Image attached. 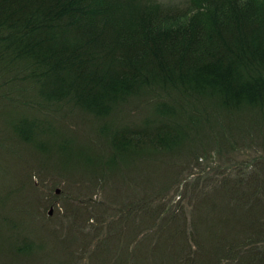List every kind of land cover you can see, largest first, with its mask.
Returning <instances> with one entry per match:
<instances>
[{
  "label": "trees",
  "instance_id": "obj_1",
  "mask_svg": "<svg viewBox=\"0 0 264 264\" xmlns=\"http://www.w3.org/2000/svg\"><path fill=\"white\" fill-rule=\"evenodd\" d=\"M133 96L158 100L152 118L105 124V156L64 141L63 157L123 176L132 161L196 163L173 191L143 176L146 192L119 210L91 264H264V142L232 140L264 125V0H0L1 111L70 105L101 120ZM29 115L14 133L45 149L58 130ZM215 128L225 142H209ZM252 143L256 155L213 164Z\"/></svg>",
  "mask_w": 264,
  "mask_h": 264
},
{
  "label": "rangeland",
  "instance_id": "obj_2",
  "mask_svg": "<svg viewBox=\"0 0 264 264\" xmlns=\"http://www.w3.org/2000/svg\"><path fill=\"white\" fill-rule=\"evenodd\" d=\"M158 1L180 3L186 0ZM168 97L164 95L161 100ZM154 101L158 100L130 97L111 116L101 120L70 105L50 116L47 115L49 112L38 108L37 103L34 108L0 110V264H91L112 221L121 220L119 210L133 196H142L146 192L141 186L143 176H151L152 189L164 188L168 192L174 190L177 180L191 173L193 163H196L193 158L177 159L172 168L156 166L148 170H143L140 161H132L126 166L130 168L128 173L123 176L114 172L101 174L100 167L83 166L71 153L70 160L63 157L61 143L64 141L74 146L77 154L79 150H85L94 153L91 155H107L108 132L103 133V126L109 125V131H112L118 127L142 125L155 114ZM21 113L32 115L29 118L37 117L41 122L51 119L58 133L44 135L45 149L22 141L14 133L12 123ZM239 127L241 133L232 139L234 142H264V125L245 132L242 126ZM225 129L222 127V134H226ZM219 131L215 128L211 132L216 139L209 142H225ZM200 135L207 136L202 132ZM256 145L249 144L241 152L236 150L229 154L224 151L213 164L218 169L229 167L230 160H242L243 153L256 155ZM260 154H264V150ZM232 155L237 157L233 159ZM205 160L200 162L207 165ZM115 212L118 216L114 219L108 216ZM107 216L110 219L105 221ZM101 223L104 229L96 230ZM139 223H143L142 220L134 222L135 225ZM133 231L138 232L135 227ZM28 245L32 247L28 252L18 251Z\"/></svg>",
  "mask_w": 264,
  "mask_h": 264
},
{
  "label": "water",
  "instance_id": "obj_3",
  "mask_svg": "<svg viewBox=\"0 0 264 264\" xmlns=\"http://www.w3.org/2000/svg\"><path fill=\"white\" fill-rule=\"evenodd\" d=\"M60 190L59 189H57V192H59Z\"/></svg>",
  "mask_w": 264,
  "mask_h": 264
}]
</instances>
